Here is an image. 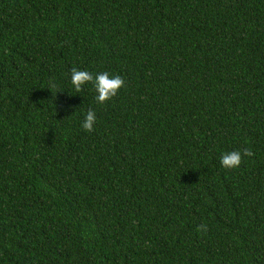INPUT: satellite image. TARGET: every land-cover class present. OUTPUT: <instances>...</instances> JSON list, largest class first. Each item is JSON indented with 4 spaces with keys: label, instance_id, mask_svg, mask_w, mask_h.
<instances>
[{
    "label": "trees",
    "instance_id": "1",
    "mask_svg": "<svg viewBox=\"0 0 264 264\" xmlns=\"http://www.w3.org/2000/svg\"><path fill=\"white\" fill-rule=\"evenodd\" d=\"M0 264H264V0H0Z\"/></svg>",
    "mask_w": 264,
    "mask_h": 264
},
{
    "label": "clouds",
    "instance_id": "2",
    "mask_svg": "<svg viewBox=\"0 0 264 264\" xmlns=\"http://www.w3.org/2000/svg\"><path fill=\"white\" fill-rule=\"evenodd\" d=\"M71 84L75 91L79 93L82 90V86L88 82H91L97 93L95 99L98 103L103 104L106 101L114 97L117 92L124 86L125 81L120 75H111L108 72H100L93 76L92 73L86 70H79L73 68L71 70ZM56 87L54 84L49 85V89ZM60 90L56 89V92ZM55 92V94H56ZM96 115L94 110L89 109L84 117L81 127L88 132L94 130V124L96 122ZM254 153L249 149H244L243 152L239 150H233L225 152L220 157V164L224 168H236L241 164L243 157H251ZM207 226L201 224L198 226V230H206Z\"/></svg>",
    "mask_w": 264,
    "mask_h": 264
}]
</instances>
